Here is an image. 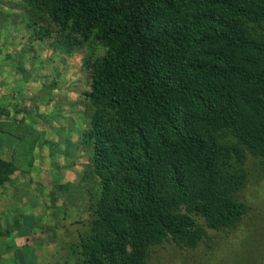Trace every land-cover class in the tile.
Here are the masks:
<instances>
[{"label":"trees","instance_id":"trees-1","mask_svg":"<svg viewBox=\"0 0 264 264\" xmlns=\"http://www.w3.org/2000/svg\"><path fill=\"white\" fill-rule=\"evenodd\" d=\"M14 3L27 41L78 54L87 81L77 142L48 150L84 162L51 192L50 229L65 241L46 264L170 262L235 228L248 209L236 193L264 175V0ZM0 133L13 136L1 185L29 172L39 131L19 119L0 120Z\"/></svg>","mask_w":264,"mask_h":264},{"label":"rangeland","instance_id":"rangeland-1","mask_svg":"<svg viewBox=\"0 0 264 264\" xmlns=\"http://www.w3.org/2000/svg\"><path fill=\"white\" fill-rule=\"evenodd\" d=\"M14 2L15 0H0L1 13L8 14L4 24L0 23V106L7 108L9 120L17 123L20 119L39 131V147L34 148V163L37 166L28 176L15 180L34 184L37 179H49V182H44L41 192L50 193L43 195L40 209L50 214L52 221L56 208L61 205V200L50 199L51 192L57 197V190L54 192L55 187L52 185L75 182L83 170L81 163L84 158L80 151L70 163L71 158L63 159L61 153L54 154L52 159L49 155L52 150H48L54 146L56 151L52 153L60 152L77 142L79 130L86 123L78 98L87 91V81L79 69L78 54L67 56L52 51L48 47L49 41H27L26 26L17 17L16 22H12L15 17L13 14L19 12ZM52 80H56L54 89L48 90L47 86ZM18 106L21 110L15 112L13 107ZM24 106L27 108L26 112L23 111ZM66 162L70 163L69 167L62 169L61 176L48 173ZM56 164V168L52 167ZM254 165L247 164L246 170L250 173ZM255 178L251 184L236 193L248 209L235 228L223 232L212 231V235L209 232L211 236L192 251H171L168 255L170 262L166 261L168 258H161V261L158 260L160 263L156 261V264H264V175L260 173ZM30 186L31 184H27V193L24 196V191L22 201L28 204V212L31 213L29 217L34 216L39 221L41 189L39 190V185L35 188ZM50 203L52 207L46 208ZM45 231L47 235H44L48 237L51 233L56 234L52 240L48 238V243H58L55 248L59 249V243H63L65 239L53 228H45ZM36 235L29 238L35 245L38 243Z\"/></svg>","mask_w":264,"mask_h":264},{"label":"crops","instance_id":"crops-1","mask_svg":"<svg viewBox=\"0 0 264 264\" xmlns=\"http://www.w3.org/2000/svg\"><path fill=\"white\" fill-rule=\"evenodd\" d=\"M0 120L9 119L1 116ZM12 138L13 136L9 134L0 133V158L5 159L8 157L10 151L8 141ZM32 154L33 162L29 172L21 174L14 171L9 175L8 180L0 185V235H2L0 236V264H46L47 260L50 261L56 251L55 247L58 243H48V238L52 240L56 235L53 236L54 234L51 233L49 237L45 236L47 235L45 234V228L50 229L53 220L51 221L50 214L40 209L41 204H43L42 198L50 193V191L46 194L41 192L44 182H49V179L47 177L44 178L45 181L37 179L33 182L34 184L23 180H15L16 178L28 176L30 172L35 170L37 164L34 163V149ZM27 184H31L34 188L39 185V190L41 189L39 191V221L34 216L29 217L31 213L28 212V204L22 201L24 191L27 190ZM52 186L54 188V184ZM26 193L27 191H25L24 196ZM12 203H15L14 206H12ZM34 219L39 223V231L33 228L35 225L30 227L28 225L29 220ZM33 235H36L37 238L38 243L36 245L33 244V241L30 242L29 239Z\"/></svg>","mask_w":264,"mask_h":264}]
</instances>
